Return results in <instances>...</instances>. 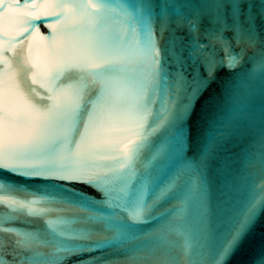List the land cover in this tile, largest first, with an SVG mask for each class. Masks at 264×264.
Here are the masks:
<instances>
[{
  "label": "water",
  "instance_id": "1",
  "mask_svg": "<svg viewBox=\"0 0 264 264\" xmlns=\"http://www.w3.org/2000/svg\"><path fill=\"white\" fill-rule=\"evenodd\" d=\"M56 2L0 0V53L14 63L23 58H29L30 63L42 61L52 32L48 24H56L60 18L49 15ZM92 3L99 6L88 9L100 20L97 31L108 45L122 48L126 55L121 68L110 70L118 72L111 77L115 89L134 98L146 86L154 101L142 129L131 124L116 125L117 130L110 136L119 141L115 147L120 150L121 160L126 147L139 145L132 162L135 189L142 186L141 173H145L146 195L157 185L161 189L171 185L172 190L145 222L134 226L135 239L109 241L112 233L105 228V221L112 209L106 206L104 190L96 183L26 177L0 169V194L47 209L40 218L0 205V227L16 234H0V254L7 264H55L43 255L51 245L41 246L38 241L52 240V229H63L86 234L89 239L73 241L80 250L60 264H214L216 260L219 264H264V209L260 207L254 227L235 252L217 257L250 198H264V0ZM143 3L153 6L152 41L160 61L155 76L145 52L149 37H142L138 24ZM25 4L27 7H22ZM165 4L169 7L161 17ZM37 16L40 20H34V27L25 32L29 26L22 20ZM191 24L198 26L194 34ZM22 37L25 39L20 43ZM6 40L14 45L11 51H5ZM195 43L206 46V54L215 58L214 69L208 68L203 57L197 60L191 54ZM227 51L238 60L235 65L229 61L219 67ZM42 66L46 67V62ZM213 71L209 79L208 73ZM32 86L44 92L38 85ZM3 95L0 87V99ZM183 105H187V111L174 118ZM125 127L138 131L144 139L119 130ZM70 147L67 145L64 151ZM16 238L29 241L41 253L25 259L31 253L18 248ZM97 242L102 246L92 248Z\"/></svg>",
  "mask_w": 264,
  "mask_h": 264
},
{
  "label": "snow or ice",
  "instance_id": "2",
  "mask_svg": "<svg viewBox=\"0 0 264 264\" xmlns=\"http://www.w3.org/2000/svg\"><path fill=\"white\" fill-rule=\"evenodd\" d=\"M152 7L149 3L141 5L138 24L142 37L145 34L149 37L145 52L150 57L149 67L155 76L158 75L160 61L159 50L152 41ZM168 7L167 4L163 5L161 17L166 15L164 10ZM53 8L55 10L49 15H59L60 18L56 24H48L52 32L47 37V52L42 61L30 63L29 58H23L14 63L8 55L0 53V87L4 90L0 99V169L26 177L47 176L96 183L104 190L106 206L112 209L105 221V228L112 233L108 240L135 239L132 231L134 226L151 216L172 186L161 189L157 185L146 195V174L141 173L142 186L135 189L132 182L136 170L132 168V162L139 145L131 149L126 147L121 160L120 150L115 147L119 141H113L110 133L117 130L116 125L131 124L136 129H142L151 114L150 105L154 101L146 86L134 98L125 97L115 89L111 77L118 72L110 70L121 68L126 55L122 48L108 45L97 31L100 20L88 11L89 8L98 9L96 3H92V0H71L70 3L57 0ZM176 14L181 15L179 12ZM34 20H40V17L22 20L29 26L24 29L25 32L34 27ZM190 31L194 34L198 26L191 24ZM23 39L25 37L19 42L23 43ZM5 44V51H11L14 45L7 40ZM205 49L206 46L195 43L191 54L197 60L203 57L208 68L214 69L216 60L207 55ZM237 60V56L227 51L219 67L228 65L229 61L235 65ZM42 62H46V67L42 66ZM93 69L103 71L94 72ZM101 72L103 75L98 76ZM213 75L214 71L209 72L208 78L211 79ZM29 77L31 84H28ZM180 84L182 87V78ZM32 85H38L44 92ZM185 111L187 105H183L174 118H179ZM119 130L139 137V132L130 128ZM67 145L71 147L65 152ZM105 161L114 163H102ZM32 203L23 198L0 194V205L10 211L42 218L47 209L34 208ZM257 207L264 209V198H250L230 228L217 257L230 256L239 247L254 227ZM45 224L48 225V221ZM48 227L51 228V225ZM52 232V240L38 242L41 246L51 245L50 251L42 253L55 264H60L70 254L80 250V245L73 244V241L89 239L86 234L63 229H52ZM0 234L9 237L16 235L5 227H0ZM14 243L23 252L31 253L25 259L30 260L41 253L25 239L16 238ZM101 246L97 242L91 247ZM0 264H7L3 254H0ZM214 264H219V261H214Z\"/></svg>",
  "mask_w": 264,
  "mask_h": 264
}]
</instances>
